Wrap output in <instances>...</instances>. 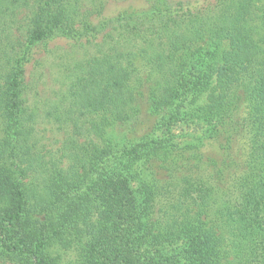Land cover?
I'll return each instance as SVG.
<instances>
[{
    "label": "trees",
    "instance_id": "trees-1",
    "mask_svg": "<svg viewBox=\"0 0 264 264\" xmlns=\"http://www.w3.org/2000/svg\"><path fill=\"white\" fill-rule=\"evenodd\" d=\"M259 1L200 6L198 0H178L154 12L160 35L148 40L141 57L161 75L156 111L202 86L185 53L194 58L209 44L218 53L201 110L211 123L206 152L177 150L145 134L124 150L107 142L86 157L83 147L76 154L82 158L54 172L32 157L22 123L31 119L21 103L22 79L32 45L56 32L78 33L75 17L84 0H42L27 18L23 52L6 34L7 49L0 46V114L9 122L7 137L0 139V259L17 255L19 264H57L48 255L52 243L70 251L75 239H87L79 264H264V59L251 20ZM23 6L27 2L0 0V14ZM80 69L70 86L69 114L99 118L104 130L139 113L129 114L139 70L132 52L114 49ZM244 100L248 112L229 127ZM241 133L249 137L248 158L230 182L234 199L227 200L228 180L216 158ZM189 149L195 158H183ZM202 157L216 169L212 174L199 170ZM179 171L187 174L178 177Z\"/></svg>",
    "mask_w": 264,
    "mask_h": 264
},
{
    "label": "rangeland",
    "instance_id": "rangeland-1",
    "mask_svg": "<svg viewBox=\"0 0 264 264\" xmlns=\"http://www.w3.org/2000/svg\"><path fill=\"white\" fill-rule=\"evenodd\" d=\"M41 1L20 0L21 4L27 2V6L19 7L15 14H0L1 48L7 49L5 37L8 34L11 44H17L18 51L25 50L29 30L27 18ZM198 1L200 6H206V3L212 0ZM176 2L178 0H84L80 5L79 14L75 17L77 34L56 32L51 38L30 47V62L25 66L22 79L21 103L24 116L31 119L23 120L22 123L27 131L29 130L28 144L32 146V157L40 158L49 172H54L56 166L68 170L75 158H82L76 154L83 147L86 157L91 155L95 148L105 147L107 142L114 151L124 150L145 134H154L153 138L159 141L175 144L177 150L191 146L197 148L195 151L202 149V152H206L207 149L203 145L210 135L211 123L203 118L201 110L205 93L212 82L206 75L218 59L214 46H205L204 52L196 54L194 58H191L192 52L185 53L183 58L189 57L190 64L196 65L202 77V86L194 89L195 93L191 91L186 96L177 98L172 108L160 111H156L153 106L162 91L161 75L151 72L141 57V51L148 50V40H155L157 31L160 35V30L157 29L160 25L154 12L157 8L166 7V3L175 6ZM251 20L257 28L254 42L260 48L264 59V0L256 3ZM90 26L95 27L93 32L91 29L87 32ZM154 42L157 45L160 41ZM19 43L23 45L20 46ZM114 49L120 53L132 52L139 67L137 81L132 83L137 100L131 103L129 114H134V110L139 113H135V117L128 124L104 127V130H101L99 118L69 114L68 95L70 86L83 64L90 58L113 52ZM248 107L244 100L240 104L235 121H231L229 127L233 128L236 121H242ZM92 122L96 126H93ZM8 127L7 118L0 114V139L7 137ZM241 134L242 136L236 135L232 142L225 144L227 148L219 149L220 157L216 158V168H222L223 176L228 180L227 186L224 187L227 189V200L234 199L233 193L228 191L231 188L230 182L236 174H241L243 163L248 158L249 137ZM189 150L185 151L186 157L183 158H195L194 151ZM199 160L201 173L212 174L216 170L209 166L204 157ZM176 174L181 177L187 172L179 171ZM75 240L76 243L70 251L52 243L48 249L49 257L57 261V264H79L88 240L81 239L83 242L80 243H77L79 239ZM0 264H19V256L11 255L0 259Z\"/></svg>",
    "mask_w": 264,
    "mask_h": 264
}]
</instances>
